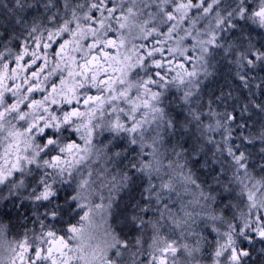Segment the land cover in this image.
I'll use <instances>...</instances> for the list:
<instances>
[{"label":"snow or ice","instance_id":"obj_1","mask_svg":"<svg viewBox=\"0 0 264 264\" xmlns=\"http://www.w3.org/2000/svg\"><path fill=\"white\" fill-rule=\"evenodd\" d=\"M0 264H264V0H0Z\"/></svg>","mask_w":264,"mask_h":264}]
</instances>
